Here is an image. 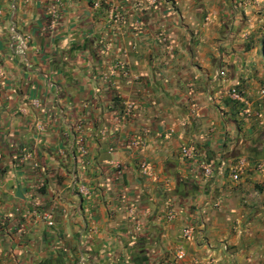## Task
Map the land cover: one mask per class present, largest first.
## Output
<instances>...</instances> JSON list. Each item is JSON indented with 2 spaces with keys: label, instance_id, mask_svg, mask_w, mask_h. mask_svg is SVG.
I'll use <instances>...</instances> for the list:
<instances>
[{
  "label": "crops",
  "instance_id": "1",
  "mask_svg": "<svg viewBox=\"0 0 264 264\" xmlns=\"http://www.w3.org/2000/svg\"><path fill=\"white\" fill-rule=\"evenodd\" d=\"M0 264H264V0H0Z\"/></svg>",
  "mask_w": 264,
  "mask_h": 264
},
{
  "label": "built area",
  "instance_id": "2",
  "mask_svg": "<svg viewBox=\"0 0 264 264\" xmlns=\"http://www.w3.org/2000/svg\"><path fill=\"white\" fill-rule=\"evenodd\" d=\"M218 75L223 76V75H224V72H223V71H220V72L218 73ZM228 96H229V98L232 99V100H239V99L242 97V92H241V90H239V89H237V88H230V89L228 90ZM182 153H183L185 156H190V151H189L188 149H184V150L182 151ZM203 174H205V175H207V176L210 175V174H211L210 169H209V168H204V169H203ZM231 177H232L233 180H236V179L238 178L237 170H234V171L231 172ZM45 219H46V220H49V219H50L49 215L45 216ZM188 234H189L188 230H184V232H183V236H184V237H187ZM181 256H182V254L179 253V254H177L176 257H177V259H179V258H181Z\"/></svg>",
  "mask_w": 264,
  "mask_h": 264
}]
</instances>
